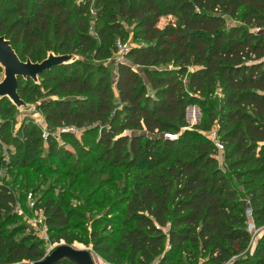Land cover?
Listing matches in <instances>:
<instances>
[{
  "label": "trees",
  "instance_id": "trees-1",
  "mask_svg": "<svg viewBox=\"0 0 264 264\" xmlns=\"http://www.w3.org/2000/svg\"><path fill=\"white\" fill-rule=\"evenodd\" d=\"M130 33L140 43L127 61L109 67L104 61ZM0 35L22 61L71 55L37 80L18 79L20 107L44 97L38 79L53 82L46 97H58L35 107L45 121L90 127L99 148L84 155L87 162H128L135 171L122 207L112 209L129 222L121 230L105 216L96 219L90 233L96 252L115 264H198L201 257L202 264H264V232L250 248L245 215L250 207L254 225L264 226V0H0ZM6 99L0 98L1 115ZM194 104L202 121L187 129L185 110ZM213 125L230 168L255 166L242 181L245 199L217 166L215 144L199 132ZM3 128L0 165L8 143ZM47 142L50 163L65 166L52 138ZM40 143L35 125L22 126L5 165L35 167ZM180 144H195L193 152L175 156ZM47 194L35 204L51 240L71 244L82 228L80 211ZM17 201L0 183V264L44 255L43 242L14 212ZM100 224L116 231L98 233Z\"/></svg>",
  "mask_w": 264,
  "mask_h": 264
},
{
  "label": "rangeland",
  "instance_id": "rangeland-1",
  "mask_svg": "<svg viewBox=\"0 0 264 264\" xmlns=\"http://www.w3.org/2000/svg\"><path fill=\"white\" fill-rule=\"evenodd\" d=\"M89 22L92 25L93 15L95 9L92 7ZM165 19L158 23L163 26ZM127 27V26H126ZM129 29V27H127ZM121 42L127 45L134 46L139 44V41H134L131 33ZM117 47V43H116ZM69 54V53H66ZM60 55V54H56ZM126 55L122 57L116 52L114 55L105 60L104 63L113 68L117 61H127ZM115 74V71L113 70ZM2 77V76H1ZM38 87L44 96L41 100L28 101L29 105L25 107L16 108L10 100L6 99L3 107L5 114L0 113V128L4 124L3 135L7 137L8 143L2 145V154L4 156V163L9 162V157L17 151V140L21 138V127L30 124L35 125L41 134V143L38 148L36 160L33 162L35 167L17 168L9 167L8 165H0V183H6L13 189L17 195L18 201L14 206V212L20 217L21 222L27 227V232L34 233L43 243L44 255L49 252L51 248L59 244H68L64 240L54 242L48 232V227L44 223L39 222V218L43 216L42 211L36 206L39 205L41 197L48 192L62 199L71 207L80 211L82 216V228L79 232L73 235L74 241L71 245L77 248L89 249L94 263L98 264L101 261H108L103 255L96 252L93 248L90 233L92 224L96 219L104 217L111 223L118 222V227L125 229L129 219L123 212L115 213L112 209L115 207L121 208V200L126 195L127 190L131 186V179L134 175V170H129L128 162L120 163L117 166L112 165L111 161H92L87 162L84 155L92 152L93 155L98 154L97 141L98 135L95 131L88 128L69 129L67 126L51 127L44 119L40 111L35 107L43 100L55 99L56 96H47L49 90L54 88V83L47 81L45 83L38 79ZM152 93V92H151ZM35 94H32V97ZM25 100V99H24ZM191 106L190 120H185L187 129H194L202 121L200 107L196 104L188 105L186 109ZM199 132L206 136L211 142L219 141L217 133V126L213 125L208 131L199 130ZM132 130H124L123 134H131ZM169 136L162 134V137ZM51 137L56 144L57 153L63 158L65 166L59 167L57 163L51 162L48 159L50 150L48 148L47 139ZM171 136L170 138H172ZM195 144L178 145L176 148L178 152H174L175 156L186 157L193 152ZM216 147V146H215ZM99 148V146H98ZM223 149L216 147L215 158L217 166L220 167L226 175L232 180L233 187L237 190L238 197L241 199L247 198V189L242 184V181L248 179L246 172L248 169L254 168L251 165H241L236 167H229V163L225 162ZM11 154V155H10ZM40 155V156H39ZM88 156V155H87ZM236 171V172H235ZM51 172H55L51 174ZM239 173L240 176H236ZM60 179V182L58 181ZM264 180V176L262 177ZM20 198V199H19ZM126 220V222H124ZM114 226L100 224L98 226V233L112 234ZM116 231V230H115ZM254 246V243L251 247ZM250 247V248H251ZM43 255V256H44ZM204 257H201L198 264H202Z\"/></svg>",
  "mask_w": 264,
  "mask_h": 264
},
{
  "label": "water",
  "instance_id": "water-1",
  "mask_svg": "<svg viewBox=\"0 0 264 264\" xmlns=\"http://www.w3.org/2000/svg\"><path fill=\"white\" fill-rule=\"evenodd\" d=\"M71 55L49 54L47 58L40 62L30 60L22 61L9 41L0 35V66L3 69V78L0 81V98L8 97L15 105L24 106L17 89L19 78L37 77L54 66L61 65L70 60ZM187 120L191 118V106L185 110ZM166 138H170L166 136ZM174 137L170 138L173 139ZM95 264L89 249L77 248L71 244H59L54 246L41 259L29 261L25 264Z\"/></svg>",
  "mask_w": 264,
  "mask_h": 264
},
{
  "label": "built area",
  "instance_id": "built-area-1",
  "mask_svg": "<svg viewBox=\"0 0 264 264\" xmlns=\"http://www.w3.org/2000/svg\"><path fill=\"white\" fill-rule=\"evenodd\" d=\"M129 48H130V46L127 45L126 43H123L121 41L117 42V53L120 54L122 57H124L127 54ZM67 128L76 130V128L72 127V126H67ZM169 137H171V136H169ZM214 144L220 150L223 149V145L219 141H215ZM245 215L247 217V229L251 235V240H250V244H249V247H251V245L253 243H255L256 239L259 238L261 236V234L264 232V226L256 227L254 225L253 219H252V210L250 207H247V209L245 211ZM39 222L45 224L44 216H41L39 218ZM98 264H115V263H110L107 261H103V262L101 261ZM150 264H156V263H150Z\"/></svg>",
  "mask_w": 264,
  "mask_h": 264
},
{
  "label": "bare ground",
  "instance_id": "bare-ground-1",
  "mask_svg": "<svg viewBox=\"0 0 264 264\" xmlns=\"http://www.w3.org/2000/svg\"><path fill=\"white\" fill-rule=\"evenodd\" d=\"M192 111V110H191ZM192 115V114H191ZM191 118H192V116H191Z\"/></svg>",
  "mask_w": 264,
  "mask_h": 264
}]
</instances>
